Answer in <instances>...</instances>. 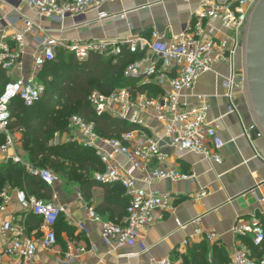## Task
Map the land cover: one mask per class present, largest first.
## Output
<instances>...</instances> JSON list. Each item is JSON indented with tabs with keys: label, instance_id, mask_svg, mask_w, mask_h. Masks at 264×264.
<instances>
[{
	"label": "built area",
	"instance_id": "2783aa9c",
	"mask_svg": "<svg viewBox=\"0 0 264 264\" xmlns=\"http://www.w3.org/2000/svg\"><path fill=\"white\" fill-rule=\"evenodd\" d=\"M121 0H0V4H25L32 9L37 18L25 19V31L37 34L38 52L33 56L32 72L28 78L8 81L2 86L0 81V137L5 142L0 145V153L7 154L15 144L11 125L13 122L11 106L20 100L26 107L38 103L44 94L38 77L44 66L56 59L59 50L73 53L84 60L91 53L103 56H118L124 50L140 55L124 71L128 80H138V86H155L159 94L140 92L133 88H120L105 94L94 91L88 101L98 117L110 116L134 126L120 139H108L97 134L95 124L87 123L73 116L66 133L67 142H76L96 151L104 165L103 171L94 173L99 185L121 184L129 198L126 216L121 223L104 221L92 207H86L88 220L101 225L104 242L113 248L124 249L139 243L142 232L156 218V213L171 209L175 196L166 191L141 188L135 174L142 172L143 181L151 185L156 181L169 180L179 182L192 179L170 167L173 156L166 153V147L177 149L180 154L195 153L202 155L214 164H221V150L225 146L219 134V127L209 119L210 105L206 97H200L197 105L184 101L183 93L192 89L198 78L213 70L217 63L229 65L230 74L224 80L227 98L233 102L234 92L245 83L243 65L235 64L238 54L243 53L248 29L250 12L261 0H204L194 13L189 31L176 39H167L165 35L153 32L149 38L99 43L97 41L64 43L53 38H44V29L39 21L47 19L63 24L67 18L77 19L88 11H99L109 3ZM113 15L100 12L98 20ZM124 13L113 18H124ZM218 21L226 32L223 38L214 36L208 27ZM4 18L0 17V73H10L20 65L25 54L24 32L9 35L3 29ZM230 110L235 112L233 106ZM153 121L155 125L150 124ZM261 135V134H260ZM55 145L61 144L60 133H56ZM122 159L125 161L123 162ZM15 164H22L20 157H14ZM25 167L39 177L48 186L60 183V177L49 170ZM0 204V216L8 203L4 193ZM78 198L83 200L79 193ZM16 200L23 212L42 219V237L31 239L20 235L11 221L0 217V234L6 239L3 258L17 257L20 264H36L39 249L50 251L58 245L55 227L65 209L55 201L38 199L24 190L16 191ZM160 217L159 219H161ZM178 228L187 225L176 220ZM237 240L231 249L230 264H264V223L261 218H240L232 229ZM205 239L212 243L218 240L216 233L207 234ZM190 240L184 241L190 247ZM87 250L81 248L78 255L68 246L64 254V263H75ZM140 255L129 259L138 260ZM143 264H180L171 259H150Z\"/></svg>",
	"mask_w": 264,
	"mask_h": 264
},
{
	"label": "crops",
	"instance_id": "0c3cea01",
	"mask_svg": "<svg viewBox=\"0 0 264 264\" xmlns=\"http://www.w3.org/2000/svg\"><path fill=\"white\" fill-rule=\"evenodd\" d=\"M203 1L121 0L106 4L99 11H88L77 19L67 18L63 24L43 19L39 21V25L44 29L42 37L67 44L88 41L108 43L140 36L149 38L153 32L171 40L189 31L193 15ZM218 1L223 3L231 0ZM100 12L114 17L124 13L125 16L119 20L113 16L98 20ZM0 17L4 18L2 28H6L9 35H15L25 31L26 18L35 20L37 15L25 4L16 3L0 4ZM208 29L219 38H223L226 33L218 21H213ZM24 46L25 54L20 65L10 73L1 72L0 75L4 76L2 81L7 83L30 76L33 56L39 50L37 34L24 32ZM235 64L238 68L243 65V53L238 54ZM229 74L228 64L217 63L211 72L198 78L192 89L183 93L184 101L190 105H197L200 97L207 98L210 105L209 119L219 127V134L225 143L221 150V164L211 163L202 155H182L177 149L166 147L164 151L173 156L169 161L170 167L192 175V179L177 183L163 180L148 185L143 181V173L137 172L135 176L141 188L170 192L176 200L171 209L155 214L156 218L142 232L139 243L124 249L108 246L102 238L101 225L90 222L87 217L86 207H92L106 222L119 224L124 219L111 218L102 209L98 210L106 198L104 185H97L92 189V199L88 202L84 198H78L79 193L82 195L78 186L68 181L67 185L56 184L52 187L53 198L49 201H55L64 207L63 215L74 232L68 234L63 231L59 235L58 245L50 251L39 249L36 264H143L150 259H171L185 264L194 247L202 243L223 248L230 264L231 249L237 240L232 229L238 219L257 216L264 223V185H261L264 183V135L256 124L244 93L236 90L233 102L227 98L224 80ZM230 106L236 111L232 112ZM150 124L155 125L153 121ZM66 133L61 144L67 143ZM12 134L15 144L7 154L0 153V165L13 162L12 159L18 156L23 162L19 165L25 167L29 164L36 168L30 162L24 145L25 132L15 127ZM54 142L53 146H59ZM122 161L125 162L123 159ZM252 189L256 190L233 201ZM18 190L21 189L6 186L0 192V204L3 203L1 196L4 193L9 199L0 217L3 221L13 222L20 235L39 239L43 234L42 223L40 219L23 212L16 200ZM124 195L128 198L126 192ZM160 217L162 218L159 219ZM176 220L187 227L178 228ZM210 233H216L218 240L208 242L205 237ZM185 240L191 241L190 247L183 245ZM5 246L6 239L0 234V264H20L17 257L3 258ZM68 246L73 247L76 255L81 248H85L87 252L75 263H64L62 260ZM135 255H140L138 260L129 259Z\"/></svg>",
	"mask_w": 264,
	"mask_h": 264
},
{
	"label": "trees",
	"instance_id": "16d2710c",
	"mask_svg": "<svg viewBox=\"0 0 264 264\" xmlns=\"http://www.w3.org/2000/svg\"><path fill=\"white\" fill-rule=\"evenodd\" d=\"M139 57L140 55L124 50L118 56L91 53L87 59L79 60L73 53L61 49L56 59L47 63L39 75V81L46 84L42 99L32 107H26L20 100H15L11 106L12 119H15L11 130L18 127L25 132L24 145L30 162L35 167L46 165L56 169L63 179L79 187L83 198L88 202L92 199V189L99 185L94 180V173L104 170L101 159L94 149L76 142L50 145L51 137L58 131L68 132L73 116H78L87 123H94L97 134L108 139H120L123 134L134 130L135 127L127 122L110 116L98 117L88 98L94 91L108 94L120 88H133L140 92L149 89L158 95L159 89L155 86H138V80L125 78V68ZM0 77L3 86L6 82L2 81L3 75ZM26 110L27 117H23ZM4 142L5 138L0 137V145ZM6 186L25 190L38 199L53 198L52 187L14 162L0 165V192ZM104 187L106 198L98 210L102 209L111 218H124L129 205V198L124 195L125 189L121 184ZM33 216L42 223L41 218ZM55 231L59 242V235L63 231L72 234L74 229L69 228L66 217L62 214ZM190 256L186 258L185 264H229L223 248L210 247L207 243L195 246Z\"/></svg>",
	"mask_w": 264,
	"mask_h": 264
},
{
	"label": "water",
	"instance_id": "95a60500",
	"mask_svg": "<svg viewBox=\"0 0 264 264\" xmlns=\"http://www.w3.org/2000/svg\"><path fill=\"white\" fill-rule=\"evenodd\" d=\"M243 68V92L256 124L264 135V0L259 1L250 12L243 51ZM255 190L252 189L233 201H238Z\"/></svg>",
	"mask_w": 264,
	"mask_h": 264
},
{
	"label": "rangeland",
	"instance_id": "374dc122",
	"mask_svg": "<svg viewBox=\"0 0 264 264\" xmlns=\"http://www.w3.org/2000/svg\"><path fill=\"white\" fill-rule=\"evenodd\" d=\"M244 72H245V70H244ZM39 85L43 86L44 89H46V84H45L44 82L39 81ZM244 87H245V83L240 84L239 87L237 88V91L243 92ZM243 93H244V92H243ZM37 111L39 112V110H37ZM58 111H59V110H58ZM26 113H27V110L24 111V113L22 114V116H23V117H24V116L27 117V114H26ZM72 116H73V115H72ZM69 124H70V122H69ZM56 133H60V139H61V140L64 139V132L58 131V132H56ZM56 133H54V134L52 135V137H51V141H50V145H52L53 142H54V140L56 139V136H55ZM65 133H66V132H65ZM68 133L71 135L70 131H68ZM36 169L49 170V171L53 172L54 174H56L57 176L60 177V183H63V184H66V185H67V181H66L65 179H63V178L60 176V174L56 171V169H54L53 167L43 165V166H38V167H36ZM71 184H72V185H75L73 182H71ZM68 185H70V184H68ZM76 187H77V186H76ZM189 264H190V263H189ZM191 264H192V263H191Z\"/></svg>",
	"mask_w": 264,
	"mask_h": 264
}]
</instances>
